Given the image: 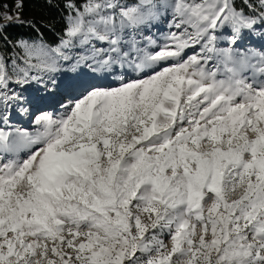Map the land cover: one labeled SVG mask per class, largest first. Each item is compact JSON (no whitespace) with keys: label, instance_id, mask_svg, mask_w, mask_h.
I'll return each mask as SVG.
<instances>
[{"label":"snow or ice","instance_id":"obj_1","mask_svg":"<svg viewBox=\"0 0 264 264\" xmlns=\"http://www.w3.org/2000/svg\"><path fill=\"white\" fill-rule=\"evenodd\" d=\"M59 2L0 0V264H264V0Z\"/></svg>","mask_w":264,"mask_h":264},{"label":"trees","instance_id":"obj_2","mask_svg":"<svg viewBox=\"0 0 264 264\" xmlns=\"http://www.w3.org/2000/svg\"><path fill=\"white\" fill-rule=\"evenodd\" d=\"M59 4V7L54 6ZM63 4L59 0H53L52 4L46 0H25L23 16L25 18H34L37 21H45L49 27L41 28L44 38L47 42L55 45L58 42L57 33H60L64 27ZM25 29L9 28L8 33L13 37L18 32H24Z\"/></svg>","mask_w":264,"mask_h":264},{"label":"rangeland","instance_id":"obj_3","mask_svg":"<svg viewBox=\"0 0 264 264\" xmlns=\"http://www.w3.org/2000/svg\"><path fill=\"white\" fill-rule=\"evenodd\" d=\"M169 31V29L167 28L166 24L164 23L163 26L157 27V28H153V30L151 32L146 33V35H152L153 39H157L158 37H162L163 34L167 33ZM172 31H175V29H172ZM157 42L159 43L160 40L157 39ZM252 45L253 46H259V44L261 43L260 40L258 38H253L252 39ZM221 47H226V44H221ZM198 50V49H197ZM9 51H11L9 49ZM189 55L192 54V52L188 53ZM10 87L12 88H16V86L10 85ZM37 88V85L33 84L31 87L27 88V92L26 94L28 95H32L35 93ZM42 95H46V93H41ZM63 100V96L60 95L59 93L57 94V96H53L51 98V107L54 108L53 112H57V110H59V102ZM24 107H28L29 108V112L27 114L21 115L19 110H18V106L14 105L10 111H11V115L9 116V124L12 125L13 127H20V128H30L32 127V121L34 120L35 115H38L41 111H45L46 109H49L50 107L47 104H32V105H24ZM57 109V110H56ZM165 242L167 243V238H165Z\"/></svg>","mask_w":264,"mask_h":264},{"label":"bare ground","instance_id":"obj_4","mask_svg":"<svg viewBox=\"0 0 264 264\" xmlns=\"http://www.w3.org/2000/svg\"><path fill=\"white\" fill-rule=\"evenodd\" d=\"M164 25V23L163 22H161V25L160 26H163ZM159 26V27H160ZM153 30V29H152ZM65 70H67L68 69V65L66 64L65 66ZM58 80H59V77H58ZM57 96V95H56ZM57 106H59V105H57ZM53 110H54V108L53 107H50L49 109H46L45 111H52L53 112ZM57 110V109H56ZM55 111V110H54ZM58 111V110H57Z\"/></svg>","mask_w":264,"mask_h":264}]
</instances>
